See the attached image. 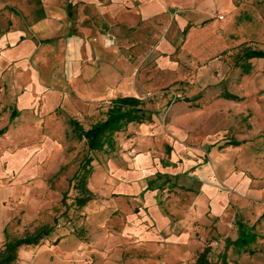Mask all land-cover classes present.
Wrapping results in <instances>:
<instances>
[{
  "label": "rangeland",
  "instance_id": "1",
  "mask_svg": "<svg viewBox=\"0 0 264 264\" xmlns=\"http://www.w3.org/2000/svg\"><path fill=\"white\" fill-rule=\"evenodd\" d=\"M0 1V250L46 227L51 233L29 264H38L37 256L40 264H193L206 247L212 263L225 253L227 264H264V201L247 195L264 187V65L242 75L244 46L216 57L199 54L191 35L198 27L195 0H157L163 12L129 28L120 13L132 17L141 0H57L60 6L45 7L62 23L48 43L34 30L37 0ZM233 3L264 22V0ZM69 32L91 47L93 58L107 57L99 47L118 55L128 90L110 87L101 95L91 84L88 95L62 68ZM262 41L248 47L264 49ZM20 43L31 52L23 62H6L3 51ZM32 70L39 93L31 91ZM223 91L238 101L221 99ZM119 94L141 100L143 123L127 124L111 143L90 151L70 122L90 128ZM231 140L244 143L234 150ZM215 150L231 159L232 174L248 179L245 191L238 182L227 186L222 167L213 166ZM139 155L149 156L153 168H136ZM76 175L88 193L73 187ZM212 190L224 194L217 214ZM238 220L253 226L256 239L225 249L237 237ZM27 248L18 249L16 264Z\"/></svg>",
  "mask_w": 264,
  "mask_h": 264
},
{
  "label": "crops",
  "instance_id": "2",
  "mask_svg": "<svg viewBox=\"0 0 264 264\" xmlns=\"http://www.w3.org/2000/svg\"><path fill=\"white\" fill-rule=\"evenodd\" d=\"M6 1H10L12 5L17 4V0H5V2ZM168 1L170 2L172 0H168ZM195 1L196 4H195L194 14L197 19L198 27L193 30V33L191 35L195 37L196 50L198 51L199 54L204 56L216 57L217 55L224 53L228 50H232V49L236 50L237 47L244 46L245 48L243 49V53L241 55L242 60L237 67L239 68L242 75L249 76L255 64L259 66L264 65V57L252 58V59H247L244 57L247 51L264 52L263 48L251 49L248 47L249 46L248 43L260 39L263 40L262 42L264 44L263 21L258 20V22H253L251 17L253 15H250L249 11L245 12V10L248 9L237 7L233 3V0H195ZM37 5L40 8L36 11L37 24H35L34 30L39 32V34H42L43 36L45 35L43 37L44 38L43 43H48L50 40L49 37L52 34H55V32L59 31V28L61 29L62 23L58 22V19H54V18L50 19L47 14L48 10L45 7L47 5L60 6V4L59 1L57 0L56 1L37 0ZM1 6H4V4L0 1V8ZM69 8L68 11L65 13L66 21L68 23L72 22L73 20L72 12ZM55 11L59 12L60 14L64 12L60 8L55 9ZM162 12H163V7L159 2H157V0H141V3H139L137 10L135 11V14L132 15V17L124 16L122 15L123 13L122 14L120 13L119 20L121 19L122 22L121 24L124 25V27L129 28L130 26H132L131 24H135L139 22H148L156 14ZM252 13L253 12H251V14ZM219 16H223V19L219 20L218 19ZM188 29L189 28L186 27L183 30V33L186 34ZM192 36L190 38H193ZM66 37L69 41L68 44L65 45L63 50L61 51L62 53H64L62 60L63 62L61 63L63 66L62 68L65 69L67 68L70 71H72L74 75V79H79L81 84L84 86V91L88 95H92L91 84L92 85L94 84L96 87L97 86L99 87V91L101 92V95L107 94V91L110 87H114L116 91L119 93L127 89L126 87L127 83L124 80V78L121 77L118 71L119 68H124L123 66H121L123 62L118 64L119 62L118 55L99 47L96 50L97 53L106 54L107 57L103 58L100 55L101 57L99 56L93 58L92 55L93 50L91 49V47H88L86 49V47H84L81 40L79 39V37H77L76 34L69 32L67 33ZM190 40L191 39H189V42ZM32 48L33 47H31V45L27 43L23 46L20 43L14 48H8L3 51L4 60L8 63L10 62V60H16V59L22 61L21 59H23V57L26 54L31 52ZM39 48L40 47L36 46L34 47V50ZM109 55L110 57L111 55H113V57H111V60L108 59ZM113 58L117 60L115 65L111 64V62L112 63L115 62L113 61ZM29 79H30L29 82L31 86V91L36 93L41 92L42 86L39 80L37 79V74L34 72V70H32ZM227 94L234 98H227L226 97ZM118 98H134L140 100L139 98H136L131 95L119 94L117 97H115L110 101V104L113 100ZM220 98L230 102L238 101V97L236 95L229 93L227 91H223L220 94ZM197 99L198 96L193 99L186 98L183 99V102L190 103ZM24 100L26 101V99H24L23 97L22 101ZM12 113L13 115H16V112L13 111ZM243 143H244L243 141L231 140L227 143V145L235 150V149H239ZM212 159H213V166L218 165L222 167L221 173L223 174L226 173L225 175H227V177L225 178V180L227 182V186L231 187L232 185H235L238 182V184H240L239 190L243 189L245 191L246 185L248 184V179L243 180L242 177L240 178L239 176H236L235 174H232V172H230L229 166L231 167L232 164L230 158H228L223 154H220L218 151L215 150L212 154ZM133 165L139 169L144 167L153 168L151 158L146 155L137 156L133 161ZM219 172L220 171L217 169L215 173L219 175ZM247 195L249 198L257 199L259 201H264V187L249 189ZM211 196H212L211 204H210L211 211L213 212V214H217L225 203L224 194H222L221 192H217L216 194H214L212 190ZM205 200L206 198L204 197L203 194H201L197 199V205H198L197 209L199 213H202L203 211L202 208ZM223 219H225V217ZM237 222L242 223L247 228H251L252 233L255 234L253 226L248 227L246 224H244L239 220L235 221L237 237L234 241L226 240L225 249L232 245L237 246L234 245L239 235ZM255 239H256V234H255ZM43 240L38 245L24 246L28 248L23 251L21 264H29L28 262H30L31 255L38 249V246L42 244ZM36 258L39 260V261L37 260V263L40 264L41 261L40 258L38 256Z\"/></svg>",
  "mask_w": 264,
  "mask_h": 264
},
{
  "label": "trees",
  "instance_id": "3",
  "mask_svg": "<svg viewBox=\"0 0 264 264\" xmlns=\"http://www.w3.org/2000/svg\"><path fill=\"white\" fill-rule=\"evenodd\" d=\"M244 57L247 59L260 58L264 57V52L247 51ZM226 97L234 98L228 94ZM141 104V101L138 99L118 98L111 102V107L107 112L106 118L95 123L89 129H83L75 121H71L70 124L73 126L76 136L86 141L87 148L90 151L100 150L105 143H111V137L116 131H119L127 124L132 122L143 123L144 111L140 109ZM75 177V185L73 187L78 189L81 194L88 193L89 191L85 185L86 182L79 181L77 175ZM81 177H84V175ZM87 198L89 197L87 196ZM81 200H86V198ZM237 226L239 235L234 245L245 248L255 240V234L252 233L251 228H247L240 222H237ZM50 233L51 229L42 227L33 234H28L22 238L6 242L0 250V264H16L19 248L38 245ZM209 253V248H204L197 255L193 264H227L224 254L221 256L220 262L212 263L209 260Z\"/></svg>",
  "mask_w": 264,
  "mask_h": 264
},
{
  "label": "built area",
  "instance_id": "4",
  "mask_svg": "<svg viewBox=\"0 0 264 264\" xmlns=\"http://www.w3.org/2000/svg\"><path fill=\"white\" fill-rule=\"evenodd\" d=\"M218 19H219V20H222V19H223V16H219Z\"/></svg>",
  "mask_w": 264,
  "mask_h": 264
}]
</instances>
